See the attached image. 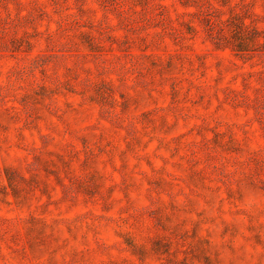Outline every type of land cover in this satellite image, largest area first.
<instances>
[{
	"label": "rangeland",
	"instance_id": "1",
	"mask_svg": "<svg viewBox=\"0 0 264 264\" xmlns=\"http://www.w3.org/2000/svg\"><path fill=\"white\" fill-rule=\"evenodd\" d=\"M0 264H264V0H0Z\"/></svg>",
	"mask_w": 264,
	"mask_h": 264
}]
</instances>
